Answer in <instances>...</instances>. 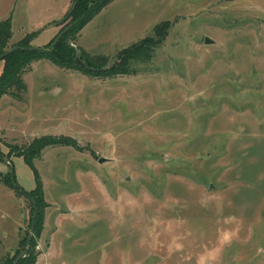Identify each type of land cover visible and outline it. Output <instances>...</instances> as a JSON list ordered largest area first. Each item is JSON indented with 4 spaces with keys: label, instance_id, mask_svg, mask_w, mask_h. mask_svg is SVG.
Instances as JSON below:
<instances>
[{
    "label": "rangeland",
    "instance_id": "374dc122",
    "mask_svg": "<svg viewBox=\"0 0 264 264\" xmlns=\"http://www.w3.org/2000/svg\"><path fill=\"white\" fill-rule=\"evenodd\" d=\"M11 2L0 0V15ZM70 6L26 0L13 40L22 26L45 44ZM73 44L88 72L37 60L19 101L0 100L11 150L46 136L74 142L33 160L43 227L31 233L20 194L0 261L34 239L37 264H264V0H113ZM117 59L129 73L102 76ZM11 162L18 185L33 189L23 158ZM7 191L0 206L12 208Z\"/></svg>",
    "mask_w": 264,
    "mask_h": 264
},
{
    "label": "trees",
    "instance_id": "16d2710c",
    "mask_svg": "<svg viewBox=\"0 0 264 264\" xmlns=\"http://www.w3.org/2000/svg\"><path fill=\"white\" fill-rule=\"evenodd\" d=\"M111 1L113 0H72L71 10L63 15L62 20L65 23L59 29L58 34L66 27H68V29L57 41H55L54 37L49 43L41 48H34L30 45V41L35 34L34 32L24 35V37H22L16 45L12 47L14 50L6 54L1 59L3 61V68L0 74V98L5 94L13 95V97H19L25 92L26 86L23 81L22 74L32 62L37 60H48L52 64L62 68L80 69L84 72H88V69L78 67L75 63L77 49L73 43H75L77 35L82 28ZM68 19L72 20L66 22ZM155 34L159 36L157 29ZM11 35L12 30L10 19L6 18L0 20V55L7 50V45L10 41ZM149 43H151L149 38H144L140 45L147 46L146 44ZM79 58L84 59L89 66L92 65V59H90L87 55L79 54ZM126 63L127 60L119 61L117 59L112 61L107 68L100 72V74L102 76H114L129 73L130 69L129 67H126ZM62 138H52L49 136L39 137L33 139L28 144V147L22 151L15 152L13 149L11 150L12 147H10L8 153L4 155L9 168L5 174L0 173V181L14 189L18 195H27V198L30 200L32 206V218L34 221L33 235L35 237L40 236L44 221V209L47 204L43 199L41 179L39 173L33 165V160L39 157L41 150L48 145H69L74 143L70 139V141H64ZM12 155L21 156L24 162L31 168L35 185L30 191L24 190L16 182L14 177V168L11 162ZM35 246L36 241L32 239L29 247L26 249L23 256L18 260L17 264H35ZM13 261L11 259H4L0 261V264H12Z\"/></svg>",
    "mask_w": 264,
    "mask_h": 264
},
{
    "label": "crops",
    "instance_id": "0c3cea01",
    "mask_svg": "<svg viewBox=\"0 0 264 264\" xmlns=\"http://www.w3.org/2000/svg\"><path fill=\"white\" fill-rule=\"evenodd\" d=\"M18 2H20V3H18ZM25 4H26V0H12L9 8L7 9V12L4 13L3 15H0V20L8 17L10 19V22L12 23L11 24L12 27H14V24L17 22L15 19L17 18V16L20 13H22V8H23V6ZM62 17H60V18H62ZM60 18H58V19H60ZM58 19L52 20V24L53 25L51 26V31H50L51 37L49 38V40L45 44H43V45H41V44H35L34 43L35 42V38H32V40L30 41V45L32 47H35V48H41V47L45 46L47 43H49L55 37V35L58 33V31L60 29L58 27V25H56V23H55ZM47 21H48L47 23H50L49 20H47ZM20 27H21L22 31L19 32L20 34L18 35V38L15 39V40H13V32H12V35H11V38H10V41H9L10 43H12V44L13 43H17L22 37H24V35H26L28 33H31L30 31L24 29L22 26H20ZM2 68H3V61L0 60V74L2 72ZM3 97H8L10 99L19 101L17 98H15V97H13V96H11L9 94L3 95L0 98V100ZM0 144H5V145L8 144L7 147H6V152L5 153L2 152L4 154H6L9 151V149H10V145L9 144H13V142H11V140L10 141L3 140V133H2L1 130H0ZM5 162H6L7 166H8L7 160H5ZM8 168H9V166H8ZM4 187L9 190L7 192H9L10 196H12V199H13V202H14V206H12V208H7V206H5V205L0 206V221H3V220L7 221V219L10 220V228L8 230H6V228L3 229L2 228L3 227L2 225L0 226V228L2 229V232H3V233L0 234V240L1 239H5L7 231L12 230V222L15 220L16 215L17 214L19 215L18 205H19L20 201L22 200V198L15 192L14 189H12L7 184H4V183H2L0 181V192H2L4 190ZM0 195H1V193H0ZM35 264H37V262H35Z\"/></svg>",
    "mask_w": 264,
    "mask_h": 264
},
{
    "label": "water",
    "instance_id": "95a60500",
    "mask_svg": "<svg viewBox=\"0 0 264 264\" xmlns=\"http://www.w3.org/2000/svg\"><path fill=\"white\" fill-rule=\"evenodd\" d=\"M71 10V9H70ZM68 29V27H66L64 30H62L56 37H55V41H57L65 32H66V30ZM204 42L205 43H212L213 41L210 39V38H208V37H205L204 38ZM14 50V48H10V49H8V50H6L3 54H1L0 55V60L6 55V54H8V53H10L11 51H13ZM104 159L103 158H101L99 161L100 162H102ZM33 228H34V221H32V223H31V226H30V231H31V233H32V231H33ZM30 238H31V235H29L28 236V241H27V243L29 244V241H30ZM23 256V254H19V255H17L16 256V258L14 259V261H13V263L12 264H17V262H18V260L21 258Z\"/></svg>",
    "mask_w": 264,
    "mask_h": 264
}]
</instances>
